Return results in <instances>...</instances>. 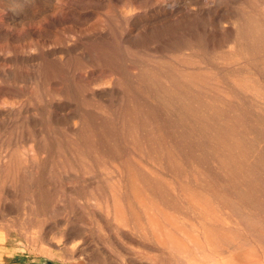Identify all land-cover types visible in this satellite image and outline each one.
<instances>
[{
	"label": "rangeland",
	"instance_id": "rangeland-1",
	"mask_svg": "<svg viewBox=\"0 0 264 264\" xmlns=\"http://www.w3.org/2000/svg\"><path fill=\"white\" fill-rule=\"evenodd\" d=\"M0 264H264V0H0Z\"/></svg>",
	"mask_w": 264,
	"mask_h": 264
},
{
	"label": "bare ground",
	"instance_id": "bare-ground-1",
	"mask_svg": "<svg viewBox=\"0 0 264 264\" xmlns=\"http://www.w3.org/2000/svg\"><path fill=\"white\" fill-rule=\"evenodd\" d=\"M238 32H239V31H238ZM240 32H241V31H240ZM240 32H239V33H240ZM239 33H238V35H240V34H241V33H240V34H239ZM240 36H241V35H240ZM238 37H239V36H238ZM239 38H240V37H239ZM245 45H246V44H245Z\"/></svg>",
	"mask_w": 264,
	"mask_h": 264
}]
</instances>
